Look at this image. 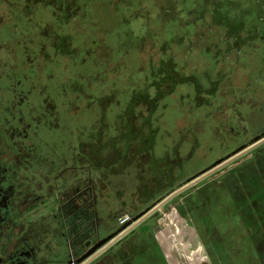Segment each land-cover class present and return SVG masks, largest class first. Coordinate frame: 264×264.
<instances>
[{
    "label": "flooded vegetation",
    "instance_id": "flooded-vegetation-1",
    "mask_svg": "<svg viewBox=\"0 0 264 264\" xmlns=\"http://www.w3.org/2000/svg\"><path fill=\"white\" fill-rule=\"evenodd\" d=\"M164 7L0 0V264H115L108 254L144 252L139 227L160 225L181 192L154 207L253 129L252 109L233 122V93L210 101L162 67L152 75L169 47L135 41V21L160 17L161 30ZM181 53L186 75L207 70L210 56Z\"/></svg>",
    "mask_w": 264,
    "mask_h": 264
},
{
    "label": "rangeland",
    "instance_id": "rangeland-1",
    "mask_svg": "<svg viewBox=\"0 0 264 264\" xmlns=\"http://www.w3.org/2000/svg\"><path fill=\"white\" fill-rule=\"evenodd\" d=\"M257 2L263 8V18L259 16V19L264 21V0ZM221 12L227 13L226 10ZM221 12V17L216 18L218 21L226 20L227 15ZM210 16L212 18L211 11ZM234 27L236 29L232 27L229 32L232 35L241 34L239 26ZM261 32L259 29L256 35ZM248 70L249 66L239 68L233 65L229 71H224L236 77L234 85L245 79ZM229 80L226 78L223 84L218 82V85L227 89ZM210 88H199L198 95L212 101L211 98L217 97L218 93L200 95L201 92L212 91L214 87ZM252 97L262 100L264 92ZM230 103L233 106L242 101L233 98ZM248 103L251 107V101ZM263 121V113L251 115L253 129L247 130L245 139L236 141L238 144L235 147L226 150L227 154L258 134L256 128ZM225 153L220 156H225ZM208 164L203 163L199 168L206 170ZM197 166L195 161L186 167L187 172L192 173ZM184 180V184L189 181ZM192 186L172 198L160 211L163 214L160 225L155 224L154 218H149L146 225L139 227L147 234L140 235V238H146L147 247L143 248L144 252L131 254L133 264H139L135 261L137 256L152 264H264V143ZM108 256L115 264H125V257H114L112 253Z\"/></svg>",
    "mask_w": 264,
    "mask_h": 264
},
{
    "label": "trees",
    "instance_id": "trees-1",
    "mask_svg": "<svg viewBox=\"0 0 264 264\" xmlns=\"http://www.w3.org/2000/svg\"><path fill=\"white\" fill-rule=\"evenodd\" d=\"M151 1L156 5L164 3L166 7L163 10H168L167 16L162 18L164 20L163 27L160 30V17L154 21L157 25L155 31L153 30L154 23L152 21L150 27L145 25L144 19L135 21L136 33L134 40L146 38L152 40L154 42L152 44H156L158 47L166 39V44L169 47L166 57L167 62L166 64L161 63L162 65L157 69H152V75L156 74L157 77H164V73L161 72L164 69L167 78H171L175 82L188 84L187 86L194 90L199 98H202L198 95L199 88L206 89L210 86L214 87L212 91L201 92L200 95L218 93L222 96L223 93H233L235 95L233 98H236V95L241 96L239 98L243 100L242 103H235L230 107L233 110L234 123L236 120L234 117L235 111L240 112L239 115L247 119L249 117L245 115V112L242 114V110L252 109L258 113L264 112V98L260 100L252 97L264 92V21L259 19V16L262 17L263 8L257 0H135L136 7L137 9H144L145 12L147 3L149 5ZM222 10H226L227 13L221 12ZM220 12L227 15L226 20H223L224 18L220 19L221 21L216 19L219 16L221 17ZM192 15H198L200 19L193 20L190 18ZM228 17H230V20H228ZM235 25L239 26L238 30L241 29V34L232 35L229 32L232 27L236 29ZM187 28L202 31L200 35L184 34L183 30ZM209 29L214 31L211 36H207ZM259 29L262 32L256 35ZM160 33H162V36ZM245 40L248 41L245 43ZM182 44L187 46V50L181 53ZM234 47L237 48L234 49ZM180 53L181 56L186 55L188 58L190 56H194V58L196 56H210V59L206 58L203 61L205 63L201 62L202 65H200L207 70L203 71L200 76L196 74L197 70L194 71L192 77L186 75L187 64L180 57ZM233 65H238L239 68L249 66L245 79L239 80L234 85L233 82L236 77L232 76L231 72L226 74V71H224H229ZM226 78L227 80L230 79L228 88L222 89L218 82L223 84ZM258 90H261V92H257ZM248 101H251V107ZM245 122L247 123L246 120ZM257 128L264 129V121L258 124Z\"/></svg>",
    "mask_w": 264,
    "mask_h": 264
},
{
    "label": "water",
    "instance_id": "water-1",
    "mask_svg": "<svg viewBox=\"0 0 264 264\" xmlns=\"http://www.w3.org/2000/svg\"><path fill=\"white\" fill-rule=\"evenodd\" d=\"M264 143V131L261 132L259 135L253 137L248 144L246 145H242L241 147L235 149L233 152H231V154H229L225 159H220L218 161H216L214 164H212L208 169L204 170L203 172L200 173L199 176H196L193 180H191V182L185 184L183 187H181L179 190H176L175 192H173L172 194H170L167 198H165L158 206L154 207V209H156L157 207H159L160 205L166 203L167 201H169L172 197H174L175 195H177L178 193L182 192L183 190L189 188L190 186H192L193 184H196L197 182L201 181L202 179H204L205 177H207L208 175H211L212 173L218 171L219 169H221L223 166H225L226 164L232 162L233 160L239 158L240 156L246 154L247 152H249L250 150H252L253 148H255L256 146L260 145ZM153 209V210H154ZM150 213V212H149ZM93 251L91 250L88 253V256L92 253ZM96 256V254L94 255ZM94 256L88 258L87 262H90L91 259L94 258ZM87 257V255H86Z\"/></svg>",
    "mask_w": 264,
    "mask_h": 264
},
{
    "label": "crops",
    "instance_id": "crops-1",
    "mask_svg": "<svg viewBox=\"0 0 264 264\" xmlns=\"http://www.w3.org/2000/svg\"><path fill=\"white\" fill-rule=\"evenodd\" d=\"M131 254L132 253L129 252L127 255L126 254L121 255V257H125L124 258L125 260H131L133 262L134 258L133 257H130ZM135 261H137L139 264H152L151 261L148 262V263H145V260L142 257H138V256H137V259H135Z\"/></svg>",
    "mask_w": 264,
    "mask_h": 264
}]
</instances>
